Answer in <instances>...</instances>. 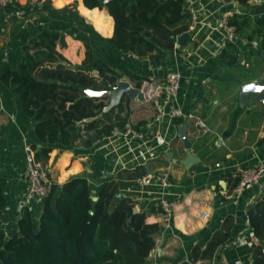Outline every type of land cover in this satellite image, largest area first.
I'll list each match as a JSON object with an SVG mask.
<instances>
[{
	"label": "crops",
	"instance_id": "0c3cea01",
	"mask_svg": "<svg viewBox=\"0 0 264 264\" xmlns=\"http://www.w3.org/2000/svg\"><path fill=\"white\" fill-rule=\"evenodd\" d=\"M182 7L195 12V22L186 30L188 37L177 42L178 34L174 35V49L155 59L122 51L107 41L105 37L112 32L111 16L104 8L84 6L82 0L0 4V71L23 54L22 45L34 39L44 26L63 33L65 45H57V49L72 65L81 63L87 44L92 58L117 70L120 79L130 86L135 87L136 78H130L128 71L145 77L137 89L144 87L143 83L155 84L167 71H177L178 87L170 103H161L156 95L138 98L123 94L121 102L125 108L127 105L128 120H145L147 130L142 137L109 133L89 143H55L43 163L46 173L59 183L70 174H84L94 192L103 178L121 168L141 165V175L162 174L161 182H131L120 186L115 194L128 196L136 210L144 212L146 221L159 225L145 264L187 260L191 246H204L225 217L229 222L228 236L212 249L208 259L212 264H250L257 239L248 227L245 210L264 192V169L259 180L245 184L235 198L226 197L223 187H227L231 177L228 173L235 167L255 162L264 166V108L252 96L243 100L239 97L243 84L264 75V57L261 49L257 51L258 36L229 40L226 29L217 25L223 16L231 24L227 18L232 11L240 10L237 2L182 0ZM231 40L237 46V57H241L232 64L221 63V48ZM170 105L193 117L168 114ZM173 118L185 124L189 148L177 135L179 123H174ZM196 118L204 124L202 133ZM31 142L41 143L33 132L32 117L23 112L18 98L0 82V185L5 199L0 209V227L6 235L15 229L24 205L31 213L32 225L37 222L40 198L28 192L24 174L23 146ZM188 150L194 158L185 164L182 159ZM159 198L168 203L166 222L160 221L156 209Z\"/></svg>",
	"mask_w": 264,
	"mask_h": 264
},
{
	"label": "trees",
	"instance_id": "16d2710c",
	"mask_svg": "<svg viewBox=\"0 0 264 264\" xmlns=\"http://www.w3.org/2000/svg\"><path fill=\"white\" fill-rule=\"evenodd\" d=\"M233 1L240 10L232 11L227 21L235 26V37L249 40L258 36L257 51L263 49L264 2ZM82 3L89 8H104L112 18V32L105 39L138 56L162 58L167 50L174 49L173 36L188 28L189 11L182 7V0ZM57 45H65L63 33L44 26L34 39L22 45L23 54L0 71V82L18 98L23 112L32 117L33 132L41 143L31 142L29 147L34 159L41 163L55 143H89L93 132L97 137L107 135L128 120L127 105L125 108L121 102L123 94L104 110L108 98L89 92L116 84L121 73L101 59L92 58L87 44L81 63L68 66L69 60ZM236 58V44L226 41L220 51L221 63L232 64ZM127 74L136 78L135 87L145 78L129 71ZM173 120L179 123V118ZM134 127L141 132L147 130L141 118ZM143 171L141 165L118 169L103 178L95 192L84 174H70L60 183L48 175L50 189L39 197L36 225H32L31 213L24 205L9 235L0 227V264H145L159 225L146 221L143 211H133V201L128 196L114 193ZM235 181L230 177L226 188L229 190ZM4 200L0 185V209ZM245 215L257 239L250 264H264V192L246 208ZM228 229L225 217L204 246L193 244L188 259L177 264H203L212 249L227 238Z\"/></svg>",
	"mask_w": 264,
	"mask_h": 264
},
{
	"label": "built area",
	"instance_id": "2783aa9c",
	"mask_svg": "<svg viewBox=\"0 0 264 264\" xmlns=\"http://www.w3.org/2000/svg\"><path fill=\"white\" fill-rule=\"evenodd\" d=\"M222 1V0H219ZM16 3L18 0H0V4L4 3ZM189 23L188 27H191L195 22V12L190 8L189 10ZM226 18L223 16V19L217 22V25L222 26L226 29V39L235 38V30L233 24H228L224 20ZM179 82V74L177 71H167L163 78L156 82L155 84L143 83V86H140L138 90L141 92L142 97H150L152 95L159 96L160 102L163 104L170 103L173 101L176 95L177 87ZM168 114L172 116H178L180 118H191L193 115L188 111H183L180 107L176 105H170L168 108ZM161 113H158L160 115ZM157 115V116H158ZM264 115V110H263ZM157 118V117H156ZM195 122L201 130V133L205 131V127L203 126V122L196 118ZM110 133L113 134H121L124 136L130 135L134 137H142L143 132L137 130L134 127V122H130L129 120L123 123L122 128L113 127L110 130ZM24 152V174L27 184V190L30 194L36 196L37 198L45 195L50 189L51 180L46 173L44 164L40 161L34 159L32 149L29 147V144L25 143L23 146ZM264 166L255 162L249 165L237 166L231 171V177L236 178L235 183L228 190L223 187V194L229 198H235L242 187L248 183H254L259 180L261 174L263 173ZM162 174L151 175L145 173L143 175H135L132 178V182H149L153 179H156L158 182L163 180ZM156 209L159 213L160 221L166 222L169 214L168 203L164 198H159L156 203ZM202 215L205 214L204 211L201 212ZM203 264H212V262L207 259Z\"/></svg>",
	"mask_w": 264,
	"mask_h": 264
},
{
	"label": "water",
	"instance_id": "95a60500",
	"mask_svg": "<svg viewBox=\"0 0 264 264\" xmlns=\"http://www.w3.org/2000/svg\"><path fill=\"white\" fill-rule=\"evenodd\" d=\"M261 2H264V0H258ZM188 33L187 31L182 32L177 35L176 41L180 42L182 39L187 38ZM260 55L264 57V49L260 50ZM241 55H238L237 61L240 59ZM68 66H72L71 63H68ZM91 94L94 95H101L106 96L108 98L106 104L104 105V110L107 109L112 104H115L119 97L122 94L127 95H136L138 98H142L141 92L132 85L128 83V81L124 79H119V81L114 85H109L107 89L104 90H98V91H89ZM248 96H252L257 99V101L260 103L262 108H264V75L260 76L259 78L255 79L254 81L245 83L241 86V89L239 91V97L243 100L246 99ZM184 127L185 124L183 122H180L177 126V135L180 137L183 146L185 148H189V139L184 135ZM96 137L95 133H92L89 136V140H94ZM168 154V153H167ZM194 158V155H192V152L188 150V152L185 154V156L182 159V163H189ZM146 168V167H145ZM147 171V168H146ZM116 195L118 194V190L116 189L114 192ZM92 198L94 199L95 196L92 195ZM132 210L136 211V207L132 206Z\"/></svg>",
	"mask_w": 264,
	"mask_h": 264
},
{
	"label": "rangeland",
	"instance_id": "374dc122",
	"mask_svg": "<svg viewBox=\"0 0 264 264\" xmlns=\"http://www.w3.org/2000/svg\"><path fill=\"white\" fill-rule=\"evenodd\" d=\"M246 70V69H245ZM247 70H250V68H248ZM48 175V174H47Z\"/></svg>",
	"mask_w": 264,
	"mask_h": 264
}]
</instances>
